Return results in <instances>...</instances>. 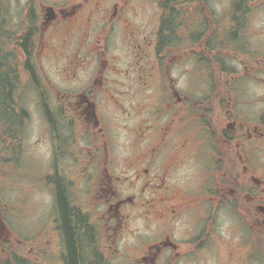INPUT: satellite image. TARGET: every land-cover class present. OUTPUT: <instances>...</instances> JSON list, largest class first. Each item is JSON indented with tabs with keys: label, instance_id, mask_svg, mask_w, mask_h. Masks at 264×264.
I'll list each match as a JSON object with an SVG mask.
<instances>
[{
	"label": "flooded vegetation",
	"instance_id": "flooded-vegetation-1",
	"mask_svg": "<svg viewBox=\"0 0 264 264\" xmlns=\"http://www.w3.org/2000/svg\"><path fill=\"white\" fill-rule=\"evenodd\" d=\"M240 1L220 13L210 0H0V156L29 170L34 103L53 200L49 227L14 236L9 262L51 250L49 264H69L62 191L99 264H222L225 248L227 264H264V26L244 28L261 1L242 24Z\"/></svg>",
	"mask_w": 264,
	"mask_h": 264
},
{
	"label": "rangeland",
	"instance_id": "rangeland-1",
	"mask_svg": "<svg viewBox=\"0 0 264 264\" xmlns=\"http://www.w3.org/2000/svg\"><path fill=\"white\" fill-rule=\"evenodd\" d=\"M25 0H15V11H18L17 4L20 2L24 3ZM212 2L213 7L219 10L220 13H226L224 10L230 9L231 7V0H210ZM256 1V0H255ZM261 3L254 8L251 9L248 17L246 18L245 22V29H250L255 26H264V1L260 0ZM257 2H259L257 0ZM253 3V2H252ZM247 27V28H246ZM241 33L240 41H244ZM264 38V37H262ZM258 37L252 38V40H257ZM259 52V51H258ZM263 53H258L255 56H248L249 64L257 66L260 58L262 57ZM239 59H242L239 56ZM240 63L241 60H238ZM264 62V61H263ZM262 62V63H263ZM229 65H233L232 63H228ZM264 70L260 71L255 68V75L263 76ZM230 77V75L228 76ZM248 88L255 93L256 98H262L261 89L257 85L251 84L248 85ZM34 95H31L33 98ZM29 99V96H26ZM242 100H245V96L241 97ZM252 104H258V101H251ZM43 132V124L38 114L37 106L32 105L31 111V119L30 122L27 124L26 127V134H25V141H26V150L27 148L31 150L29 152V156L26 160L29 170H26L25 175H21L20 172L18 174H11L9 169L7 168V161L0 156V264H8L9 262V251L11 247L18 245L16 243L15 237L13 236L16 234L17 236L23 238H30L33 236H40L42 233V222L45 226L49 227V220L51 218V210L53 209V200L51 195L49 194L48 189L44 184L43 176H44V163L43 156L45 154L44 147L40 144L38 150L36 151V145H38V141ZM124 138L122 136L116 137V145L120 148L123 145ZM8 143V142H7ZM7 143L0 141V148L2 149L0 153L4 152V148L7 147ZM28 152V150H27ZM20 163V162H19ZM19 163H11L10 168L12 170L13 166H18ZM23 164V163H22ZM181 173L182 178H193L192 172L190 171L193 167L192 164H187L181 166ZM189 168V170H188ZM20 171V170H19ZM14 172H17L14 171ZM190 181V180H188ZM52 233L47 236V239L36 240L40 246L43 244L49 246L51 244L50 239ZM15 241H14V239ZM27 240V239H24ZM35 240H32L33 243ZM27 243H30L27 240ZM36 243V244H37ZM29 248L27 250L20 251L21 255H28ZM33 255L31 259L33 260V264H49L52 262L51 259V250H47V257L42 256L40 257V251L35 253L32 251ZM227 250L226 248L220 254V260L222 264H227ZM9 264H15L9 262ZM237 264H241L240 259L237 260Z\"/></svg>",
	"mask_w": 264,
	"mask_h": 264
},
{
	"label": "trees",
	"instance_id": "trees-1",
	"mask_svg": "<svg viewBox=\"0 0 264 264\" xmlns=\"http://www.w3.org/2000/svg\"><path fill=\"white\" fill-rule=\"evenodd\" d=\"M251 1L253 0H241L240 5H237L239 10L238 12L240 14L241 24L243 23L242 20L244 18L245 13H247L250 9L248 3ZM1 87L6 91V94L3 93L0 96V109H3L6 108L5 105H7L10 102L11 95L8 93L9 85L7 81L1 80ZM0 113L2 112L0 111ZM4 129L5 130L7 129L6 132L12 130V128L9 127V121L7 120H5L4 122ZM59 202L61 207L63 229L66 236V242L69 251L68 263L69 264H99L100 254L97 251L94 252L95 256L85 255L82 253V248H84V246H82L80 238L83 235L87 238L86 240L88 241V242L86 241L85 244L89 243L88 246H90L92 249L95 248L96 250L97 246L96 244H94L92 239V230L84 221L79 220L80 214L78 212H75L74 215L71 213L62 191H60Z\"/></svg>",
	"mask_w": 264,
	"mask_h": 264
}]
</instances>
